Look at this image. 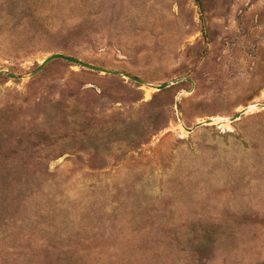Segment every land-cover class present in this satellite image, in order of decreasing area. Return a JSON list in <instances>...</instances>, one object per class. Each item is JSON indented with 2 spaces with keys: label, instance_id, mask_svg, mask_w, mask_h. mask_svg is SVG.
Here are the masks:
<instances>
[{
  "label": "rangeland",
  "instance_id": "374dc122",
  "mask_svg": "<svg viewBox=\"0 0 264 264\" xmlns=\"http://www.w3.org/2000/svg\"><path fill=\"white\" fill-rule=\"evenodd\" d=\"M1 69L0 264H264V109L177 115L264 102V0H0Z\"/></svg>",
  "mask_w": 264,
  "mask_h": 264
},
{
  "label": "water",
  "instance_id": "95a60500",
  "mask_svg": "<svg viewBox=\"0 0 264 264\" xmlns=\"http://www.w3.org/2000/svg\"><path fill=\"white\" fill-rule=\"evenodd\" d=\"M57 59H62L74 64H77L79 66H82L86 69H90V70H95V71H99L102 73H108V74H118V75H122L123 77L129 78L130 80H133L139 84H143L146 86H150L153 87L157 90H162L172 84H175L179 81L182 80H190L191 82H193V80L191 78L188 77H181V78H177L174 79L172 81L169 82H163L161 84H153L151 82H149L148 80H145L144 78H141L140 76H137L135 74L129 73L125 70H121V69H112V68H107V67H103L100 65H96L93 63H90L88 61H85L75 55H71V54H67L61 51H56V52H52L49 55H47L44 59H42V61L40 62L39 66L33 70L30 73V76L35 75L36 73H38L46 64L50 63L51 61L57 60ZM1 74H7L8 76H10L11 78H21L23 77L22 74H16L14 72H11L9 69H1L0 70V75ZM176 106L178 108V102L176 103ZM257 108H262L264 109V102H254V103H250L247 105L242 106V108H240L235 114L231 115V116H219V117H208L206 119H202L197 121L193 126H187L183 123L180 112L178 111V119L181 122L182 127L188 131V132H193L194 130H196L197 128L204 126V125H208V124H212V123H216V122H224V123H229V122H234L238 119H240L243 115H245L246 113L257 109Z\"/></svg>",
  "mask_w": 264,
  "mask_h": 264
},
{
  "label": "trees",
  "instance_id": "16d2710c",
  "mask_svg": "<svg viewBox=\"0 0 264 264\" xmlns=\"http://www.w3.org/2000/svg\"><path fill=\"white\" fill-rule=\"evenodd\" d=\"M33 18V17H32ZM34 22H35V19L33 18ZM31 18L29 19H26L24 21V26L22 24H20L17 28L13 29L14 31L12 33H9L8 35H18V34H21L25 31V28H29L30 24H32V21H33ZM33 25V24H32ZM37 26L34 25V29H35V34L36 35H40V36H49V33L45 32H38L37 29H40V28H36ZM39 27V26H38ZM7 39L9 40V43H8V47L7 49H13V50H16V51H20L21 48H24V47H27L26 45L24 44H21L20 42H16L14 40H11L9 37H7Z\"/></svg>",
  "mask_w": 264,
  "mask_h": 264
}]
</instances>
